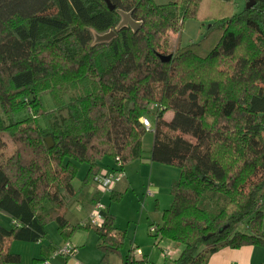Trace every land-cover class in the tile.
Instances as JSON below:
<instances>
[{
	"label": "trees",
	"instance_id": "obj_1",
	"mask_svg": "<svg viewBox=\"0 0 264 264\" xmlns=\"http://www.w3.org/2000/svg\"><path fill=\"white\" fill-rule=\"evenodd\" d=\"M254 1L236 9V0H110L109 9L105 0H0V213L10 222L0 224V264H20L9 243L41 240L48 221L66 242L78 227L93 229L103 261L119 253L126 234L114 216L103 209L101 225L72 226L64 196L77 195V163L89 167L83 189L97 160L124 167L142 157L148 115L150 161L180 170L156 235L180 246L174 263L264 246V0ZM123 13L137 30L120 26ZM189 18L210 21L204 36L172 48L169 34ZM220 56L235 58L230 78H192ZM46 95L66 108L59 122Z\"/></svg>",
	"mask_w": 264,
	"mask_h": 264
},
{
	"label": "crops",
	"instance_id": "obj_2",
	"mask_svg": "<svg viewBox=\"0 0 264 264\" xmlns=\"http://www.w3.org/2000/svg\"><path fill=\"white\" fill-rule=\"evenodd\" d=\"M150 150L151 147L148 152H146L145 154L142 153V157L132 162H129L128 164H124V168H123L125 171L124 178L121 180V182H119L115 186V188L111 193H108L110 195L114 194L115 197L119 196V200L117 201V203L112 202V200L110 199L111 197L110 195L99 194L96 191L93 182H91L88 186H85L83 189L81 188L82 180L85 177L87 170L89 168L87 163H81V164L77 163L78 171L71 184H73V187L75 188L76 191L78 190V192L76 193L77 195L74 198L65 200L66 208L64 210V216H67L68 218L67 215L68 207L75 204L78 208L84 211L83 218L82 219L80 218L76 223L83 224L87 222V218L90 213V210L93 208V202L91 201V199L93 196L98 194L99 201L104 207L103 209H106L109 213H111L115 217L114 227L122 231L124 229L125 231L124 234H126L123 244L126 245V247H129V250L126 254H123L120 250L119 254L121 259L119 261L115 260V264H125L126 262L125 259H127L129 255L132 253V249H134V247L139 245L138 244L139 235L137 233L138 229L135 227L132 228V226L130 227L128 220H126L127 221L126 225H124L123 223L121 224L119 222L120 216L118 213L115 212L114 207L121 206L122 210L124 211V209L129 207V205L126 204L127 201L130 202L132 208L136 209L137 206L139 205L138 201H141V207H144V210L152 209L153 214L158 216L160 220L162 211L168 208L171 203V195L169 194L171 182L173 179H177L180 174V170L178 171L177 168L150 161L148 155L150 153ZM113 162L114 161L108 157H103L102 159L97 160L96 163L100 166L99 173L105 168H109L113 166L114 165ZM82 165H84V167L80 168ZM75 180L78 181L77 184H75ZM148 188L151 189L152 191L151 195L145 194V191ZM167 194H169L170 197H167ZM148 199H150L151 202H149ZM118 210L119 209H117V211ZM150 212L151 211H149V213ZM127 217L125 218L127 219ZM145 221H148V219H146ZM161 222L162 221L160 220V222L153 224L160 225ZM263 230H264V223H263ZM167 242L168 245L166 248L173 251L169 254L168 249L163 250L164 251L163 258H165L166 261L170 260L171 264H175L174 261L176 257H178L179 255L180 246L175 245L170 240H168ZM65 243H69V245H71V247H73L74 249L73 253L69 256L59 254L58 250H56L59 249ZM84 244L86 243L84 242ZM84 244H82L79 248H77L73 246V244L70 241L67 242L64 241L61 245L47 242L46 250L48 252H46L44 263L45 264H88L87 261H84V251H83ZM113 256H111L110 258L112 259ZM133 256L136 257V259L143 257L140 254H136V253ZM143 258L151 262L149 258L146 257ZM206 264H264V246L244 245L239 248L224 247L212 253Z\"/></svg>",
	"mask_w": 264,
	"mask_h": 264
},
{
	"label": "rangeland",
	"instance_id": "obj_3",
	"mask_svg": "<svg viewBox=\"0 0 264 264\" xmlns=\"http://www.w3.org/2000/svg\"><path fill=\"white\" fill-rule=\"evenodd\" d=\"M157 4H165L173 0H154ZM237 1V8L240 9L243 0H236ZM210 21H207L204 18H189L185 19L182 23V27L178 33H170L169 34V43L170 46L173 48L176 43H180L182 46L188 45L190 43H196L199 42L202 37L204 36V33L206 32V28L209 25ZM97 36V35H96ZM235 58L233 57H222L216 58L210 63H208L206 66L198 70L194 75H192L194 78H204V79H216V80H226L230 78L232 74V69L235 64ZM65 101H68L67 95L64 96ZM45 106L48 110H56V117L55 121H60V119L66 115V108L65 106L57 107L55 105V102L50 99L48 95L45 96ZM165 116H169V111L166 112ZM25 117V114L20 115L18 118ZM148 119L151 123L152 128L155 127L154 117L152 115H148ZM153 140V132L152 131H145L144 136L142 138V153H146L149 151L151 144ZM143 154V155H144ZM81 164V163H79ZM170 166V165H168ZM84 167L82 165L80 168ZM174 167V166H172ZM177 168V167H174ZM179 171V169L177 168ZM80 177V176H79ZM173 181V180H172ZM77 180H75V184H77ZM160 185V184H159ZM169 194L171 195L170 191ZM169 194H167V197H170ZM110 195V194H108ZM106 195V196H108ZM64 199H71L67 196H64ZM149 202H151L150 199H148ZM115 202V201H112ZM117 203V201H116ZM171 203H172V195H171ZM170 203V204H171ZM126 204L129 205L124 211L122 210L121 206H115L114 210L116 213L119 214V222L124 225H126V220L129 221V226L132 228L138 229V244L136 247L140 250V255L146 258H149L152 264H171L170 260H165L164 257V251L167 245L168 240L165 237H160L158 235H154V233H149V227L153 223L160 222L159 217L154 215L152 212V209L144 210V207H141V201H138L137 208H132V205L130 202L126 201ZM169 204V203H167ZM169 206V205H168ZM116 208V209H115ZM146 208V207H145ZM166 208V207H165ZM117 209H119L117 211ZM149 211H151L149 213ZM264 213V210H263ZM67 216L65 218L69 221V223L74 226L77 224L76 222L84 216V211L80 208H78L75 204L68 207L67 210ZM114 216V215H113ZM128 216V217H127ZM127 217V219L125 218ZM115 218V217H114ZM148 219V221H145ZM264 223V220H263ZM0 224L4 226H9V218H7L6 215L0 213ZM79 224V223H78ZM123 225V226H124ZM263 226V224H262ZM46 228V235L44 238H42L39 241H21L19 240H12L9 243V250L11 252L17 253L20 255L21 263L20 264H33L34 258L38 259H44L46 257V252H48L47 249V242H51L53 244L61 245L65 241V237L63 234H61L58 230L57 224L55 221H48L45 223ZM124 230V229H123ZM96 234L93 229L91 228H84V227H78L74 229L73 233H71V236L68 238V241H70L73 246L79 248L84 242V261H87L88 264H103L104 261H106L105 264H115V260L119 261L120 254L119 253H109L106 260L103 259L104 253L101 251L100 248L97 246V238ZM134 247V249L136 248ZM126 254L129 250V247H126V245L123 244L122 247H120L119 252ZM173 250L168 249L169 254ZM114 255V256H113ZM111 256L112 259L110 258ZM148 256V257H147Z\"/></svg>",
	"mask_w": 264,
	"mask_h": 264
},
{
	"label": "built area",
	"instance_id": "obj_4",
	"mask_svg": "<svg viewBox=\"0 0 264 264\" xmlns=\"http://www.w3.org/2000/svg\"><path fill=\"white\" fill-rule=\"evenodd\" d=\"M140 122L144 126V129L146 131H152L153 132L154 128H152L151 123L147 117L141 116ZM123 168L124 167H123L121 160L119 158H116L114 160L113 166H111L109 168H105L100 173H98L93 179V185H94L96 191L99 194L111 193L113 191V189L115 188V186L119 182H121V180L125 176V171ZM151 193H152L151 189H149V188L146 189V191H145L146 195L147 194L151 195ZM103 208L104 207L99 200L97 202H95L93 204V208L90 210V213L88 215L87 223H89L93 226L101 225L102 221L104 219V216L102 214ZM157 232H158V226L155 224H151L149 227V233H154V235H157ZM56 250H58L59 254L66 255V256L71 255L74 251L73 247H71V245H69V243H65L59 249H56ZM135 253L136 254L140 253V250L137 249V247L135 249H132V253L129 255L130 260L138 261V262H140V264H151L147 259H144L143 257L136 259V257L133 256Z\"/></svg>",
	"mask_w": 264,
	"mask_h": 264
},
{
	"label": "water",
	"instance_id": "obj_5",
	"mask_svg": "<svg viewBox=\"0 0 264 264\" xmlns=\"http://www.w3.org/2000/svg\"><path fill=\"white\" fill-rule=\"evenodd\" d=\"M105 2H106V4H107L109 9H113L114 8V6L110 2V0H105ZM254 3H255L254 0H246L245 6L248 8V7H251ZM123 15H124V18L121 21L120 26H124V25L128 26L129 25V26L132 27L133 30H137V28L140 25V22L132 20L130 18V16L128 15V13L127 14L123 13ZM114 34H115L114 31H109L108 33H105L103 35H99L97 37V39H99V40H107V39H110L112 36H114ZM170 57H171V55H166V56H162V59L163 60H169ZM45 141H46L48 147H51L53 145L52 139L50 137H47L45 139ZM208 236H209V234L206 235L205 238H207Z\"/></svg>",
	"mask_w": 264,
	"mask_h": 264
}]
</instances>
